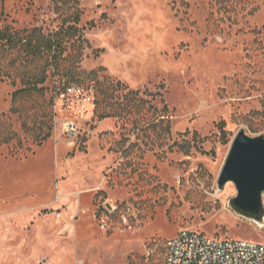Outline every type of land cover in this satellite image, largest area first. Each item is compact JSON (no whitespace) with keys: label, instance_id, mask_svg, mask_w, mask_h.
Returning a JSON list of instances; mask_svg holds the SVG:
<instances>
[{"label":"rangeland","instance_id":"1","mask_svg":"<svg viewBox=\"0 0 264 264\" xmlns=\"http://www.w3.org/2000/svg\"><path fill=\"white\" fill-rule=\"evenodd\" d=\"M79 2L82 69L121 82L114 100L167 105L172 135L149 136L142 112L101 119L93 88L55 95L51 77L54 130L38 144L11 112L20 84L1 81L21 143H0V264H162L184 228L264 242L229 206L235 183H217L237 132L264 134V0ZM61 21L53 0H0V26Z\"/></svg>","mask_w":264,"mask_h":264},{"label":"trees","instance_id":"2","mask_svg":"<svg viewBox=\"0 0 264 264\" xmlns=\"http://www.w3.org/2000/svg\"><path fill=\"white\" fill-rule=\"evenodd\" d=\"M54 9L62 19L55 29L44 26H0V82L10 81L20 86L12 94L11 112L18 114L22 128L35 143L42 144L54 130L55 95L67 92L73 85L87 83L96 91L95 104L99 118L121 117L123 114L142 112L144 132L164 142L172 135L168 119V106L162 109L149 99L132 103L139 91L130 90L124 100H114L122 89L115 83L99 77V69L83 70L81 62L84 50L90 46L81 26L83 9L79 0H53ZM94 24V23H93ZM102 68V67H101ZM55 78V95L48 97L51 87L48 81ZM151 115H155L153 119ZM226 137L225 128H222ZM19 141L6 114H0V143ZM230 139L227 140L229 142Z\"/></svg>","mask_w":264,"mask_h":264},{"label":"water","instance_id":"3","mask_svg":"<svg viewBox=\"0 0 264 264\" xmlns=\"http://www.w3.org/2000/svg\"><path fill=\"white\" fill-rule=\"evenodd\" d=\"M232 181L237 195L229 200L234 212L264 227V134L250 135L241 128L234 136L218 177L223 189Z\"/></svg>","mask_w":264,"mask_h":264},{"label":"built area","instance_id":"4","mask_svg":"<svg viewBox=\"0 0 264 264\" xmlns=\"http://www.w3.org/2000/svg\"><path fill=\"white\" fill-rule=\"evenodd\" d=\"M162 264H264V242L184 228L167 240Z\"/></svg>","mask_w":264,"mask_h":264}]
</instances>
